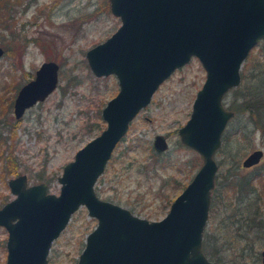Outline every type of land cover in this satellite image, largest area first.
<instances>
[{"label":"rangeland","instance_id":"rangeland-1","mask_svg":"<svg viewBox=\"0 0 264 264\" xmlns=\"http://www.w3.org/2000/svg\"><path fill=\"white\" fill-rule=\"evenodd\" d=\"M22 3L18 7L15 4L12 12L0 13V17L2 14L11 19L6 27L9 32L14 29L16 35L13 39L10 33L0 30V47L8 49L0 58V209L14 199L7 182L20 175L27 177L28 185L44 183L49 194L58 195L63 167L105 129L101 112L119 91L115 76L96 78L85 58L87 51L120 27L119 19L110 12L109 0H30L27 6V1ZM261 46L264 41L258 42L243 63L240 86L223 97L224 107L235 116L214 156L219 169L203 237V245L207 246L204 250L210 254L207 258L221 264H261L264 249V232H260L258 223L260 220L264 226V99H259L256 112L240 107L253 95L264 96ZM44 62L58 64L57 88L16 121L13 102L17 93L34 79ZM204 81L205 71L197 59H192L159 87L150 105L130 124L98 179L95 192L99 199L148 221H160L166 216L172 202L202 165L201 157L180 143L178 130L189 120ZM156 136L166 139L168 149L157 153L154 167L152 161L147 165L146 159ZM254 151H262L260 163L251 169L242 168L244 159ZM121 160H125L122 165L128 167L127 173L117 164ZM167 160L173 164L164 168ZM191 162L197 165L191 168ZM140 163L146 166L143 176L137 173ZM14 168L16 175L7 176ZM227 177L234 183L250 182L248 194L244 189L241 193L225 192ZM160 187L169 199H174L170 205L156 195ZM96 224L86 209L80 208L52 244L48 258L54 264H76ZM235 235H244L249 243L254 241L253 246L243 242L235 247ZM7 237L6 230L0 227V264L6 262Z\"/></svg>","mask_w":264,"mask_h":264},{"label":"water","instance_id":"water-1","mask_svg":"<svg viewBox=\"0 0 264 264\" xmlns=\"http://www.w3.org/2000/svg\"><path fill=\"white\" fill-rule=\"evenodd\" d=\"M109 9L120 27L85 55L93 76L113 75L118 82L117 95L101 112L106 127L63 167L58 195L44 183L28 185L25 175L7 182L14 199L0 209V227L8 235L5 264H48L52 244L82 207L97 224L76 264H221L205 256L203 237L218 172L214 156L234 117L223 97L240 86L243 63L264 39V0H109ZM192 59L200 62L205 81L178 136L201 157V167L160 221L99 199L96 183L130 124ZM58 73L57 63L44 62L19 89L16 121L55 91ZM167 149L166 139L156 136L154 152ZM261 157L254 151L242 167L257 165Z\"/></svg>","mask_w":264,"mask_h":264},{"label":"trees","instance_id":"trees-1","mask_svg":"<svg viewBox=\"0 0 264 264\" xmlns=\"http://www.w3.org/2000/svg\"><path fill=\"white\" fill-rule=\"evenodd\" d=\"M25 1H27V3H26V6H27L29 4L30 0H25ZM15 4H17L16 7H18V6L22 5L23 3H22V0H14L13 2H12V0H0V13H1V11H2V13L12 12L13 9L15 8ZM2 16L3 15L1 14V17H0V30L1 31H6V32L10 33L11 36L13 37V39L16 38L14 29L11 32H9V26H8V28L6 27V24L7 23H11V19L8 18L7 16L6 17L3 16L5 18V20H4ZM261 41H264V39H262ZM9 46H10V44L6 45V47H9ZM3 50H4V52H7L8 51L7 48H5V49L3 48ZM260 51H261V53L264 56V46H261ZM4 55H5V53H4ZM259 99L260 100H263L264 99V96H256V95H253L248 100L242 101L240 103V107L243 110H249L250 112L253 113L255 110L257 111L258 104H259V101H260ZM11 106H12V103H10V107ZM94 127H96V126H93V128ZM2 145L3 144H1L0 146H2ZM148 151H149V155H148V158L146 159L147 165L149 164V161H152L153 166L154 167L157 166V163H158L157 153H155L153 150H148ZM149 157H150V159H149ZM7 158H9V155H7L5 157L6 160H8ZM124 161L125 160H121V161L117 162V164L118 165L121 164V167L123 168L122 170L125 169V172L127 173L128 167H124V165H122V164H124ZM113 163H115V162H113ZM172 164L173 163H172L171 160H167V163L166 164H163L162 166L165 168L167 166H172ZM194 165H197V162H191V164L189 166L191 168H193ZM145 167L146 166H144L141 163L138 165V170H137L138 175L143 176L145 174V171H146ZM150 170H152V168H150ZM118 172L120 173L119 170H118ZM10 174L11 175H16L15 168L14 169H11L10 171H8L6 173L7 176H9ZM39 180H41V179H39ZM249 186H251V184H250V182H247V181H241V182H237V183L227 182L223 186V188L225 189V192H227L228 189L229 190H232L230 188L233 187L234 190L238 191L239 193H241L242 192V189H244V193L248 194V192L250 190V189H248ZM156 195L158 197H161L160 199L162 200V202H164V204H167L168 203V205H170L171 202L174 200L172 198L169 199V195L167 193H165V191H164V189L162 187L159 188V192H156ZM259 221H258V223H259L260 229H261L260 232H264V226H262L261 221L260 222ZM234 232H237V230L234 231ZM243 242H247L248 245L251 244V246H253V243H254V241L252 243H249L250 242L249 239L246 238L244 235H240V236L235 235V237L232 238V245H235V247H238L240 245V243H243ZM205 248L207 249V246H204L203 245V252H204L205 256L206 257H207V255L210 256V254H207L208 252L207 253L205 252V250H204ZM247 249H249V248H247ZM247 249H245V250H247ZM243 250L244 249H242V251ZM248 252H250V251H248ZM241 257H242V253H240V255H239V258H241ZM51 259L48 258V264H54Z\"/></svg>","mask_w":264,"mask_h":264},{"label":"flooded vegetation","instance_id":"flooded-vegetation-1","mask_svg":"<svg viewBox=\"0 0 264 264\" xmlns=\"http://www.w3.org/2000/svg\"><path fill=\"white\" fill-rule=\"evenodd\" d=\"M43 102H44V101H43ZM13 103H14V102H13ZM39 103H42V102H39ZM39 103H37V104H39ZM37 104H36V105H37ZM36 105H34V106H36ZM34 106H33V107H34ZM31 108H32V107H31ZM31 108H30V109H31ZM28 110H29V109H28ZM28 110H27V111H28ZM27 111H26V112H27ZM228 111H230V110H228ZM231 112H232V111H231ZM233 113H234V112H233ZM24 115H25V114H24ZM234 116H235V113H234ZM233 118H234V117H233ZM227 125H228V124H227ZM225 129H226V128H225ZM224 131H225V130H224ZM223 133H224V132H223ZM222 137H223V134H222ZM221 140H222V139H221ZM221 145H222V143H221ZM220 148H221V147H220ZM261 152H262V151H261ZM262 157H263V153H262ZM262 157H261V159H262ZM244 160H245V159H244ZM260 161H261V160H260ZM259 163H260V162H259ZM259 163H258V164H259ZM258 164H257V165H258ZM217 166H218V165H217ZM241 166H242V164H241ZM255 166H256V165H255ZM255 166H253V167H255ZM253 167H250V168H244V169H251V168H253ZM242 168H243V167H242ZM218 169H219V166H218ZM224 180H225L224 185H225L227 182H230V181L228 180V177H227L226 179H224ZM230 183H231V182H230ZM236 183H237V182H236ZM228 190H229V189H228ZM231 191H232V190H230V192H231ZM233 191L236 192V190H233ZM260 256H261V255H260Z\"/></svg>","mask_w":264,"mask_h":264}]
</instances>
